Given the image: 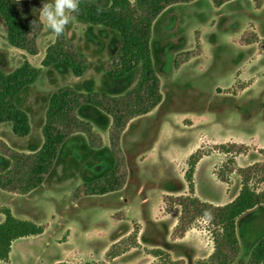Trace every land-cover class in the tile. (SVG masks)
Returning <instances> with one entry per match:
<instances>
[{
	"label": "rangeland",
	"instance_id": "1",
	"mask_svg": "<svg viewBox=\"0 0 264 264\" xmlns=\"http://www.w3.org/2000/svg\"><path fill=\"white\" fill-rule=\"evenodd\" d=\"M55 1L41 13L45 26L37 55L9 44L0 18V66L6 71L25 58L41 67L59 25L89 58L84 76L76 77L58 63L44 68L39 80L21 93L18 104L30 116L31 134L17 137L10 124H0V139L18 151L34 152L41 146L45 112L56 89L72 86L120 95L140 73L137 68L122 79L107 77L103 66L117 51L119 34L72 17L78 0ZM187 51L194 55L182 62L180 54ZM152 55L164 98L156 109L131 120L122 135L129 170L125 187L74 199L79 185L114 165L111 118L83 106L79 115L92 122L103 148L92 149L83 134H75L39 188L26 195L0 189V222L8 207L16 217L44 226L42 234L14 241L9 259L0 264H156L162 259L166 264H197L214 252L208 220L197 218L184 228L181 207L173 198L196 196L214 205L227 204L241 190L239 169L264 163V0L260 7L253 0H232L220 7L212 0L170 6L154 24ZM228 142L246 146L235 154L232 172L224 168L228 155L217 149ZM197 151L206 155L195 168L191 192L186 172ZM9 165L0 155V173ZM237 232L241 252L234 264H247L264 236V205L242 215Z\"/></svg>",
	"mask_w": 264,
	"mask_h": 264
},
{
	"label": "trees",
	"instance_id": "2",
	"mask_svg": "<svg viewBox=\"0 0 264 264\" xmlns=\"http://www.w3.org/2000/svg\"><path fill=\"white\" fill-rule=\"evenodd\" d=\"M109 1L108 6H100L90 0H78L71 16L119 34V47L105 62L104 73L109 78L122 79L139 68L136 83L120 95L98 90L81 91L72 86L56 89L50 96L45 112L43 141L38 150L18 151L0 139V155L10 161L9 167L0 173V189L26 195L39 188L54 169L62 146L75 134H83L92 149L103 148L104 141L100 133L92 122L79 115V110L86 105L111 118L109 149L114 165L101 177L79 185L73 197L78 201L85 196L105 195L125 187L129 170L121 145L122 135L131 120L150 113L164 98L152 55L154 24L170 6L195 0ZM212 1L216 7H220L232 0ZM253 1L258 7L262 4V0ZM56 4L55 0H0V18L6 25L7 42L16 49L37 55L38 39L45 26L41 13L45 7ZM193 55L192 51H187L180 54L179 59L186 62ZM58 63H64L76 77L84 76L89 69L88 56L68 39L65 29L60 25L56 30L55 41L46 49L41 67L33 65L26 58L12 71L0 66V124H10L15 136L27 137L32 132L30 116L18 104L19 96L39 80L44 68ZM245 147L244 144L230 142L217 145V149L228 155L225 169L233 171L235 154L243 153ZM205 155L197 151L189 158L186 177L191 192L194 190L195 168ZM239 172L242 176L241 190L227 204L214 205L196 196L173 198L181 207L180 221L184 228L197 218L208 220L212 227L214 252L208 258L198 260L197 264H234L241 252L238 219L264 205V163L241 168ZM218 177L225 181L223 173L219 172ZM3 214L4 220L0 223V263L9 259L14 241L44 232L43 225L16 217L8 207L3 208ZM114 255L116 257L118 254ZM156 264L166 262L162 259ZM247 264H264V236L253 247Z\"/></svg>",
	"mask_w": 264,
	"mask_h": 264
},
{
	"label": "crops",
	"instance_id": "3",
	"mask_svg": "<svg viewBox=\"0 0 264 264\" xmlns=\"http://www.w3.org/2000/svg\"><path fill=\"white\" fill-rule=\"evenodd\" d=\"M4 220V219H3ZM1 223V222H0ZM66 263H68V262H66ZM73 264V263H72Z\"/></svg>",
	"mask_w": 264,
	"mask_h": 264
}]
</instances>
